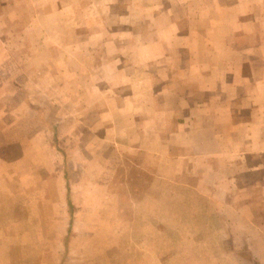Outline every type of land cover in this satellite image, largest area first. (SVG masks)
Returning <instances> with one entry per match:
<instances>
[{
  "label": "rangeland",
  "instance_id": "1",
  "mask_svg": "<svg viewBox=\"0 0 264 264\" xmlns=\"http://www.w3.org/2000/svg\"><path fill=\"white\" fill-rule=\"evenodd\" d=\"M213 2L0 0V264H264V190L157 176L137 137Z\"/></svg>",
  "mask_w": 264,
  "mask_h": 264
},
{
  "label": "crops",
  "instance_id": "2",
  "mask_svg": "<svg viewBox=\"0 0 264 264\" xmlns=\"http://www.w3.org/2000/svg\"><path fill=\"white\" fill-rule=\"evenodd\" d=\"M197 1L215 2L206 8H188L187 29L174 34L183 38L177 46L183 56L173 57V64L180 66L173 70L171 86L157 89L153 103L140 108L141 155L155 160L160 177L197 169V162L202 166L203 161H217L221 182L233 192L262 191L264 7ZM192 15L203 18H195L191 25ZM169 22L165 28L176 32V21ZM163 58L165 63L169 60ZM207 163L204 175H216L218 171ZM240 175H259L262 182L258 178L245 185L237 179ZM225 184L219 187L222 192L229 191Z\"/></svg>",
  "mask_w": 264,
  "mask_h": 264
}]
</instances>
